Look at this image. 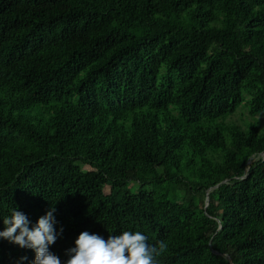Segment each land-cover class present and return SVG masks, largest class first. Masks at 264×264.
I'll use <instances>...</instances> for the list:
<instances>
[{
	"label": "trees",
	"instance_id": "trees-1",
	"mask_svg": "<svg viewBox=\"0 0 264 264\" xmlns=\"http://www.w3.org/2000/svg\"><path fill=\"white\" fill-rule=\"evenodd\" d=\"M244 105L264 112V0H0V231L54 206L61 264L82 231L164 241L158 264H264ZM34 259L0 238V264Z\"/></svg>",
	"mask_w": 264,
	"mask_h": 264
},
{
	"label": "clouds",
	"instance_id": "clouds-1",
	"mask_svg": "<svg viewBox=\"0 0 264 264\" xmlns=\"http://www.w3.org/2000/svg\"><path fill=\"white\" fill-rule=\"evenodd\" d=\"M54 212L53 206L30 228L27 215L14 208L10 216L3 218L5 227L0 231V238L21 248L33 249L35 259L32 264H61L60 258L49 250V245L63 233L62 226L59 232L54 227L57 223ZM147 240L148 237L139 231L110 234L107 240L96 233L82 231L75 246L66 250L69 258L64 264H158L157 258L166 251L167 244L160 241L150 245ZM26 259V256L19 258L20 261Z\"/></svg>",
	"mask_w": 264,
	"mask_h": 264
},
{
	"label": "rangeland",
	"instance_id": "rangeland-1",
	"mask_svg": "<svg viewBox=\"0 0 264 264\" xmlns=\"http://www.w3.org/2000/svg\"><path fill=\"white\" fill-rule=\"evenodd\" d=\"M234 120L238 121V123L244 124L245 121L247 120H256L259 122L261 125H264V112L256 114L255 116L251 115V113L248 110V106L244 105L240 107L233 117Z\"/></svg>",
	"mask_w": 264,
	"mask_h": 264
},
{
	"label": "water",
	"instance_id": "water-1",
	"mask_svg": "<svg viewBox=\"0 0 264 264\" xmlns=\"http://www.w3.org/2000/svg\"><path fill=\"white\" fill-rule=\"evenodd\" d=\"M263 155H264V152H263ZM216 186H218V185H216Z\"/></svg>",
	"mask_w": 264,
	"mask_h": 264
}]
</instances>
